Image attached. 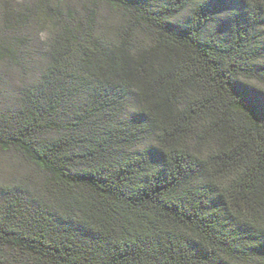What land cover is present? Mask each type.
Listing matches in <instances>:
<instances>
[{"label":"trees","instance_id":"1","mask_svg":"<svg viewBox=\"0 0 264 264\" xmlns=\"http://www.w3.org/2000/svg\"><path fill=\"white\" fill-rule=\"evenodd\" d=\"M0 152V264H264V0H0Z\"/></svg>","mask_w":264,"mask_h":264},{"label":"rangeland","instance_id":"2","mask_svg":"<svg viewBox=\"0 0 264 264\" xmlns=\"http://www.w3.org/2000/svg\"><path fill=\"white\" fill-rule=\"evenodd\" d=\"M40 31L39 35H36V37H39L37 41V52L39 55L35 57L31 74H28L26 77H29V75L33 76V78L36 77L43 64L40 53H44L47 48L49 33L46 26L42 27V29L40 28ZM27 175L36 176L31 166L11 154L0 152V185L18 182Z\"/></svg>","mask_w":264,"mask_h":264}]
</instances>
